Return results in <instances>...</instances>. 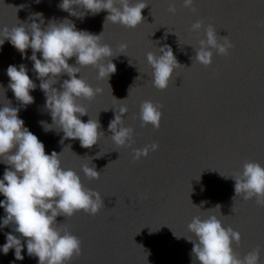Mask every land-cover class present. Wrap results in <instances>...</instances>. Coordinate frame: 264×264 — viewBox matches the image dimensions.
Masks as SVG:
<instances>
[{
    "label": "water",
    "instance_id": "95a60500",
    "mask_svg": "<svg viewBox=\"0 0 264 264\" xmlns=\"http://www.w3.org/2000/svg\"><path fill=\"white\" fill-rule=\"evenodd\" d=\"M144 2L148 4L142 12L144 21L127 28L106 21L107 11L85 14L74 5L83 17L72 16L59 7L62 0H0V31L20 24L30 31L33 22L46 28L52 21L67 19L78 30L102 34V43L113 49L117 67L108 81L98 79V70L91 66L82 67L78 74L93 88L102 89L93 100L78 101L88 113L81 119H99L104 131L92 148L82 147L78 139L61 143L64 133L52 125L30 59L32 50L25 58L9 40L0 46V108L10 103L19 108V117L44 143L46 154L60 153L62 167L77 172L84 186L104 200V208L95 216L79 212L57 218L82 241L83 255L72 264H194L188 224L195 216L209 214L240 232L241 242L233 247L241 258L259 246V264H264V207L255 199L236 196L231 178L242 172L247 161L264 166V0H194L195 12L184 7V0ZM171 5L174 14L169 12ZM198 20L205 29L213 25L221 42L227 37L234 45L228 56L211 49L213 63L207 67L195 59L200 41L206 40L203 28L192 31ZM121 44L128 45L123 53ZM165 46L172 48L180 67L169 87L159 90L147 54L160 55ZM37 56L42 59V54ZM21 64L37 85L31 92L34 103L27 106L8 87L7 68ZM69 64L76 66L75 57ZM65 79H69L66 74L60 76L53 87L62 90ZM148 100L163 105L159 130L150 124L143 127L139 118L140 106ZM122 104L128 109L123 126L134 131L120 147L108 127ZM41 122L53 128L45 131ZM152 143H158L159 149L136 161L134 150ZM84 164L96 167L100 179L89 180L82 171ZM7 167L0 162V179ZM4 199L0 194V201ZM5 215L0 207V225ZM10 232L24 244L23 260H16L15 249L6 255L2 251ZM0 264H38L12 226H0Z\"/></svg>",
    "mask_w": 264,
    "mask_h": 264
},
{
    "label": "clouds",
    "instance_id": "9594fccd",
    "mask_svg": "<svg viewBox=\"0 0 264 264\" xmlns=\"http://www.w3.org/2000/svg\"><path fill=\"white\" fill-rule=\"evenodd\" d=\"M82 7L85 14L95 15L102 11L109 14L106 21L120 24L127 28H136L143 21V10L148 7L144 0H62L59 7L72 16L82 18L73 6ZM184 7L193 12L194 0H184ZM169 12L175 13L174 5ZM41 19L42 14H35ZM204 29L206 40H201V47L197 50L195 59L204 66L213 63V51L223 56L230 55L234 48L227 38L218 36L215 27L209 24L206 29L204 23L198 20L192 25V31ZM0 46L5 40L26 56L27 50H32L30 59L34 62V71L41 81L39 87L46 96V108L52 116V125H56L63 133V143L67 139H78L84 148H92L104 135L99 119H89L84 122L81 117L88 115L85 107L78 101L83 98L93 100L102 92L100 88H93L84 78H81L82 67H95L98 79H110L116 73L113 49L102 43L100 35L81 31L70 20L62 22L52 21L46 28L41 24L31 23L30 31L20 24L11 29L4 27L0 31ZM128 47L120 45V52ZM42 54V59L37 54ZM160 55L149 52L147 61L152 67L154 86L159 90H166L177 68L180 67L171 47L160 48ZM73 57L76 66L69 64ZM67 75L61 89L53 87L58 78ZM10 78L8 87L15 98L23 105L34 103L31 92L37 85L30 78L25 65L19 67L11 65L7 68ZM120 100V101H125ZM11 102V101H10ZM163 105L144 101L140 106L139 118L142 126L149 124L159 130L162 121ZM127 107L121 105L119 114L110 121L108 131L112 133L113 142L120 147L125 146L132 138L133 129L125 127L124 114ZM19 108L5 105L0 108V162L8 167L3 179H0V194L5 199L0 201V207L5 210L2 227L12 226L13 232L19 233L26 240L27 254L38 258V264H72L74 258L83 255L82 241L68 231L58 217L70 218L79 212L95 216L104 208V200L97 191L84 186L77 172L62 167L60 153L53 151L46 154L45 145L33 134L25 122L19 117ZM44 130L53 127L41 122ZM158 143H152L143 149L134 150V159L139 161L151 152L159 149ZM82 171L89 180L100 179V172L96 167L84 164ZM223 176V175H222ZM225 177V176H224ZM235 180V194L247 201L255 199L258 206L264 207V166L259 162L247 161L242 172L231 177ZM215 208L220 209V205ZM188 230L193 234L187 240L193 244V262L198 264H259L261 248L248 253L243 258L235 251L233 244H240L241 234L232 227H225L215 214L206 218L195 216L188 224ZM195 237V239H193ZM7 242L2 246L6 255L15 249L16 260H23L24 244L21 238L11 232L6 235Z\"/></svg>",
    "mask_w": 264,
    "mask_h": 264
}]
</instances>
